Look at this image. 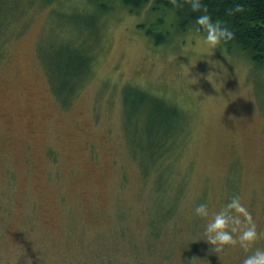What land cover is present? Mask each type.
I'll return each instance as SVG.
<instances>
[{
    "label": "rangeland",
    "instance_id": "obj_1",
    "mask_svg": "<svg viewBox=\"0 0 264 264\" xmlns=\"http://www.w3.org/2000/svg\"><path fill=\"white\" fill-rule=\"evenodd\" d=\"M96 2L0 0V264H243L264 249V68L193 26L156 44L147 8ZM67 50L95 56L84 77ZM138 87L179 108L162 155ZM234 196L258 238L217 249L205 229Z\"/></svg>",
    "mask_w": 264,
    "mask_h": 264
},
{
    "label": "trees",
    "instance_id": "obj_2",
    "mask_svg": "<svg viewBox=\"0 0 264 264\" xmlns=\"http://www.w3.org/2000/svg\"><path fill=\"white\" fill-rule=\"evenodd\" d=\"M119 2L121 6L127 7L131 12H139L147 8V17L153 18L154 22L145 29V34L152 38L156 44L163 43L169 39L171 33L185 32L192 27L198 32H207L206 26L197 23V17L203 14V9L193 11L189 0H97V10L102 14L110 10L112 6ZM195 2V0H192ZM206 5L207 12L211 18L222 21L233 32L234 36L230 40H223L226 49L229 52L238 50L244 53L255 68H264V0H202ZM237 4L242 7L237 11ZM105 18V15H104ZM11 20V19H10ZM10 20L4 26L6 30ZM3 22H0L2 26ZM144 26V25H143ZM7 38V37H6ZM4 35H0V45L6 41ZM66 66H71L73 74L85 76L91 70L95 56L93 54H84L77 51H66ZM71 74V73H70ZM75 87L69 89L72 95L70 101L75 95ZM56 92V91H55ZM137 97L143 102L150 101V105L162 106L161 115L164 117V135L157 145H161L160 155L164 154L166 147L172 139L170 135L173 129V122L180 115L179 108L175 103L165 102L157 94L144 91L141 88L136 89ZM141 93V94H140ZM59 99L61 93L55 94ZM60 96V97H59ZM149 150V149H147ZM158 149H153L152 155L158 154ZM159 155V156H160Z\"/></svg>",
    "mask_w": 264,
    "mask_h": 264
},
{
    "label": "clouds",
    "instance_id": "obj_3",
    "mask_svg": "<svg viewBox=\"0 0 264 264\" xmlns=\"http://www.w3.org/2000/svg\"><path fill=\"white\" fill-rule=\"evenodd\" d=\"M191 3V8L193 11H198L203 9V14L199 15L197 23L200 25L206 26L207 35L205 37L207 43L211 47L217 46L221 39L230 40L234 36V32L227 27L222 25V21L213 20L207 12L206 5L202 3V0H189ZM242 5L237 4L236 10L238 11ZM229 210H234L236 213H240L246 219L248 226L243 228V231L240 232L238 237L233 236V232L237 229L232 228L231 231L227 230L229 228V217L226 215V212ZM196 213L201 216L208 215V207L206 204H199L196 209ZM235 221L238 225L241 224V216L233 215ZM206 232L214 233V235L207 236L206 239L210 240L216 245V248H222L225 244L237 243V240L243 245L247 246V242L253 241L258 238V233L256 231V225L252 221L251 213L241 202L239 196H234L227 205L221 209L219 212L215 213L214 218L211 219L205 229ZM243 264H264V249L257 248L252 254L244 258Z\"/></svg>",
    "mask_w": 264,
    "mask_h": 264
}]
</instances>
